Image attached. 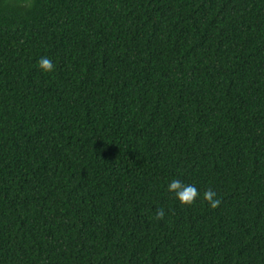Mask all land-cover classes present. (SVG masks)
I'll return each instance as SVG.
<instances>
[{"label":"trees","instance_id":"obj_1","mask_svg":"<svg viewBox=\"0 0 264 264\" xmlns=\"http://www.w3.org/2000/svg\"><path fill=\"white\" fill-rule=\"evenodd\" d=\"M0 264H264V0H0Z\"/></svg>","mask_w":264,"mask_h":264},{"label":"clouds","instance_id":"obj_2","mask_svg":"<svg viewBox=\"0 0 264 264\" xmlns=\"http://www.w3.org/2000/svg\"><path fill=\"white\" fill-rule=\"evenodd\" d=\"M38 64L40 69L45 73L54 71L55 66L47 57H42L38 61ZM168 191L174 193L175 199L181 206L191 207L196 204L198 198H201V193L196 186L183 184L177 179L170 181ZM202 200L212 209H215L220 204V199L217 198V193L211 188H208L203 192ZM164 215V209H158L156 212V219H162Z\"/></svg>","mask_w":264,"mask_h":264}]
</instances>
